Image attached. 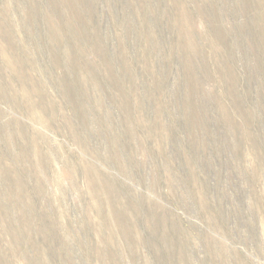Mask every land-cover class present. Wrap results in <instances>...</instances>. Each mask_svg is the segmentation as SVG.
I'll return each mask as SVG.
<instances>
[{
	"label": "rangeland",
	"instance_id": "obj_1",
	"mask_svg": "<svg viewBox=\"0 0 264 264\" xmlns=\"http://www.w3.org/2000/svg\"><path fill=\"white\" fill-rule=\"evenodd\" d=\"M0 264H264V0H0Z\"/></svg>",
	"mask_w": 264,
	"mask_h": 264
}]
</instances>
